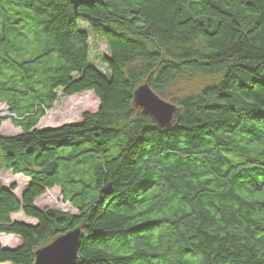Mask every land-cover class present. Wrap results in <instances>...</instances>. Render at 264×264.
I'll list each match as a JSON object with an SVG mask.
<instances>
[{"label":"trees","instance_id":"trees-1","mask_svg":"<svg viewBox=\"0 0 264 264\" xmlns=\"http://www.w3.org/2000/svg\"><path fill=\"white\" fill-rule=\"evenodd\" d=\"M188 73L216 79L164 99L170 125L136 106L141 85L165 98ZM60 91L99 108L39 129ZM0 104L21 129L0 132V169L30 179L20 198L0 179V233L21 238L1 264L76 228L75 264H264V0H0ZM55 187L77 214L36 206Z\"/></svg>","mask_w":264,"mask_h":264},{"label":"rangeland","instance_id":"rangeland-1","mask_svg":"<svg viewBox=\"0 0 264 264\" xmlns=\"http://www.w3.org/2000/svg\"><path fill=\"white\" fill-rule=\"evenodd\" d=\"M79 23L80 28L82 30H86L89 33L92 64L99 68L103 73L109 74L107 62L103 59L107 56H110L107 42L103 38L94 35L86 23ZM215 79V77H208L200 74L193 75L188 73L185 76L178 78L167 89L166 97L162 98L172 102V99H179L188 95L196 94L205 85L212 83ZM98 108L99 99L96 97L93 91H86L72 97L65 96L60 91L54 108L50 111H47L46 116L41 119L38 127L39 129H46L58 127L68 123L78 124L82 122L83 114L85 112L94 113L98 110ZM9 115L10 113L7 106L0 104V118H5V120L2 122L0 132L4 135L19 134L21 129L16 127L11 119H7ZM175 115H177V113L173 114V118ZM0 179L3 185L7 188L13 184L17 186L15 194L18 198L21 197L23 191L26 190L30 184L29 178L22 175H14L11 172L2 169H0ZM35 204L39 208L59 209L72 214H77L76 209H74L69 203L64 202L61 190L58 187L48 190L44 195L36 200ZM12 219L14 221L29 225L36 223L35 219H30L23 213L14 214ZM0 243L2 246H4V248L13 249L21 243V238L17 235H6L0 233Z\"/></svg>","mask_w":264,"mask_h":264},{"label":"water","instance_id":"water-1","mask_svg":"<svg viewBox=\"0 0 264 264\" xmlns=\"http://www.w3.org/2000/svg\"><path fill=\"white\" fill-rule=\"evenodd\" d=\"M68 1L75 7L88 6L95 2V0ZM135 101L136 106L149 114L158 126L166 127L171 124L176 106L162 99L148 84L138 88ZM82 237V229L76 228L56 238L36 251L35 264H75Z\"/></svg>","mask_w":264,"mask_h":264},{"label":"bare ground","instance_id":"bare-ground-1","mask_svg":"<svg viewBox=\"0 0 264 264\" xmlns=\"http://www.w3.org/2000/svg\"><path fill=\"white\" fill-rule=\"evenodd\" d=\"M5 236V235H4ZM2 237V236H1ZM8 237V236H7Z\"/></svg>","mask_w":264,"mask_h":264}]
</instances>
